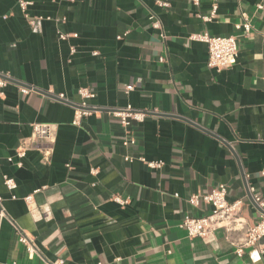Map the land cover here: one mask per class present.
Segmentation results:
<instances>
[{
    "label": "crops",
    "instance_id": "0c3cea01",
    "mask_svg": "<svg viewBox=\"0 0 264 264\" xmlns=\"http://www.w3.org/2000/svg\"><path fill=\"white\" fill-rule=\"evenodd\" d=\"M26 1L24 12L0 0V264H264V248L239 257L223 229L204 241L181 226L210 210L189 197L221 184L230 201L244 200L251 223L259 219L248 189L264 199V0H219L211 21L202 18L211 0ZM243 13L248 35L236 27ZM204 32L237 36L232 67L208 66L207 43L191 39ZM84 87L100 110L75 125ZM128 104L148 114L126 128L112 111ZM35 122L55 124L56 139L19 166L16 149Z\"/></svg>",
    "mask_w": 264,
    "mask_h": 264
},
{
    "label": "built area",
    "instance_id": "2783aa9c",
    "mask_svg": "<svg viewBox=\"0 0 264 264\" xmlns=\"http://www.w3.org/2000/svg\"><path fill=\"white\" fill-rule=\"evenodd\" d=\"M155 1L160 6L169 5L165 1ZM18 2L21 9L25 12L30 2L26 0H18ZM193 2L194 4H198L199 0H193ZM211 3V12L208 15L202 16L205 21L213 20L218 11L219 0H211ZM152 18L154 17L152 16ZM34 22L35 19L31 21V23ZM153 27L162 28L159 19H155L153 21ZM236 27L238 29H243L244 33L247 35L253 28L249 16L245 13H243V21L238 23ZM161 35L162 37H165L164 34ZM77 36V33H59V37L61 39H68L69 37ZM191 39L207 43L209 51L207 64L212 69L221 71L223 69L230 68L238 60L239 49L236 35L212 36L209 33L204 32L192 34ZM160 60L163 61L164 57H161ZM7 83L8 78L0 73V95L3 93ZM20 89L23 93L36 91L35 87L22 86ZM79 94L81 95L82 101L75 105V118L73 120L75 125H79L83 117L100 110L99 107L88 103L89 99L95 97V93L89 88L84 87L79 89ZM58 97L65 99V95L63 93L58 94ZM112 113L114 116L119 118L124 127L129 128L133 121H144L148 111L135 108L131 104H128L124 107L115 108ZM56 131L57 127L53 123H32L31 135L16 149L15 156L18 158L17 164L19 166L22 165V159L27 155L30 148L40 147L42 142H54L56 139ZM133 143H135L133 138H126L124 141L125 145ZM41 154L45 161L49 159L50 152L45 148H41ZM139 159L151 168H160L163 165V161L161 160L151 161L144 157H140ZM9 160L12 161L13 157H9ZM261 173L264 174V168ZM3 179L8 189L13 190L17 187V183L13 177L4 175ZM248 190L251 199L260 208V216L258 221L255 223H251L243 213L244 200L236 199L234 201H230L227 197V185L221 184L214 187L209 192L195 193L189 197V203L191 205L197 207L203 204L210 207V210L203 216H187L181 223V226L187 230L189 237H200L204 241L213 240L215 238V232L218 229H223L225 239L228 243L234 246L235 253L239 257H242L247 249H253L261 252L264 248V199L254 187H249ZM38 191H40V189L36 190V192ZM13 197L16 196L13 195ZM112 198L120 204L126 203V200L120 195H114ZM24 199L26 202L31 203L33 200V194L27 195ZM2 214L3 210L0 209V215ZM19 240L26 245L30 255L38 252L36 244L26 235L20 234ZM47 264H63V260L58 259Z\"/></svg>",
    "mask_w": 264,
    "mask_h": 264
}]
</instances>
